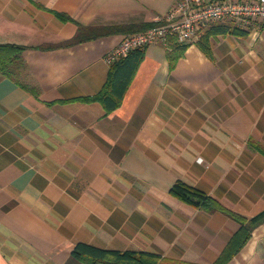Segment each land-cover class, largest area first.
Wrapping results in <instances>:
<instances>
[{
  "label": "crops",
  "instance_id": "0c3cea01",
  "mask_svg": "<svg viewBox=\"0 0 264 264\" xmlns=\"http://www.w3.org/2000/svg\"><path fill=\"white\" fill-rule=\"evenodd\" d=\"M173 3L0 0V43L28 46L40 88L0 73V264H85L79 241L212 263L240 225L174 196L177 180L245 217L264 210V28L210 37V56L186 42L173 67L168 46L150 44L119 106L76 100L102 89L124 36ZM79 25L110 32L65 45ZM227 264H264V222Z\"/></svg>",
  "mask_w": 264,
  "mask_h": 264
},
{
  "label": "trees",
  "instance_id": "16d2710c",
  "mask_svg": "<svg viewBox=\"0 0 264 264\" xmlns=\"http://www.w3.org/2000/svg\"><path fill=\"white\" fill-rule=\"evenodd\" d=\"M56 14L62 20L72 19L70 16L60 12H56ZM155 24L156 22L146 24L145 26L142 25L138 31H143ZM107 32H110V27L79 25L76 35L64 44H75L90 38H96L105 35ZM249 32V29L237 26L234 22H213L205 27L196 43L207 55L210 56V37L214 35L229 34L236 36H246ZM189 44L190 43L180 42L175 38L171 39L167 49L170 67H173L176 60L184 54V51ZM26 48H28L27 45L0 43V73L13 79L23 88L37 96L40 93L39 86L31 84L26 78L28 75L27 63L23 57V52ZM144 48L133 49L126 56L121 57L111 64L107 79L100 91L90 96L78 97L76 100L99 101L103 104L106 112L112 111L117 106H119L123 99L124 92L128 88V85L132 80L136 69L144 57ZM121 64L122 68H120ZM119 70L121 72H119ZM255 148L264 154L263 146L257 145ZM170 192L182 201L196 208L210 213L215 211L222 212L225 215L235 219L239 223V229L230 238L217 259L208 264H227L248 241L253 229L264 222V210L252 217H245L226 208L216 198L205 191L188 185L181 180H177L171 186ZM72 254L75 258L79 259L85 264H199L166 258L153 251L111 249L98 247L82 241H79L75 244Z\"/></svg>",
  "mask_w": 264,
  "mask_h": 264
},
{
  "label": "built area",
  "instance_id": "2783aa9c",
  "mask_svg": "<svg viewBox=\"0 0 264 264\" xmlns=\"http://www.w3.org/2000/svg\"><path fill=\"white\" fill-rule=\"evenodd\" d=\"M156 24L143 31L130 33L105 56L111 65L131 50L150 44L169 46L172 38L192 42L213 22H234L251 30L264 28V0H174L170 9Z\"/></svg>",
  "mask_w": 264,
  "mask_h": 264
}]
</instances>
